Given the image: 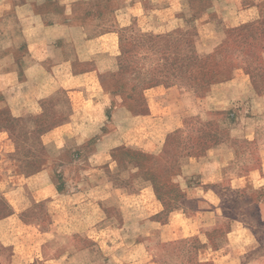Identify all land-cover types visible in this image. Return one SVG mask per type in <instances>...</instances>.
Here are the masks:
<instances>
[{"label": "crops", "instance_id": "1", "mask_svg": "<svg viewBox=\"0 0 264 264\" xmlns=\"http://www.w3.org/2000/svg\"><path fill=\"white\" fill-rule=\"evenodd\" d=\"M263 19L264 0H0V95L24 83L33 86L36 102L59 94L71 102L68 120L40 136L46 167L23 181L46 204L47 233L58 241L59 253L45 264H113L120 252L147 253L199 232L195 217L171 214L165 222L153 185L138 174L134 157L154 153L165 140L147 127L164 110H180L183 118L211 108L235 114L226 140L198 159L179 160L183 177L197 179L192 188L207 189L192 199L217 206L209 190L226 181L231 191L264 190V95L243 106L218 92L199 99L179 87L154 96L157 86L143 92L149 110L143 116L113 106L103 85L119 72L123 37L132 32L196 33L207 55L229 27ZM169 124L181 125L176 118ZM240 213L225 236L231 255L222 264H247L259 249L264 199L246 201Z\"/></svg>", "mask_w": 264, "mask_h": 264}, {"label": "rangeland", "instance_id": "2", "mask_svg": "<svg viewBox=\"0 0 264 264\" xmlns=\"http://www.w3.org/2000/svg\"><path fill=\"white\" fill-rule=\"evenodd\" d=\"M197 38L196 33L181 30L162 33L150 29L125 36L122 49L127 53L125 57L121 53L120 72L113 78H103L105 93L113 106L126 108L127 104H133L135 110L147 116L149 110L143 92L157 86L154 96L162 90L179 87L196 90L199 99L210 91L218 92L241 99L243 106L250 98L264 95V19L258 24L229 27L223 42L210 55L199 51ZM163 77L169 79L164 84ZM150 81L152 87L148 85ZM32 92L33 86L23 83L14 92L0 95V264H45L59 253L58 241L47 233L50 219L46 204L23 181L46 167L40 136L68 120L71 102L66 94L36 102ZM170 117L181 125L177 128L169 124ZM232 117L235 118L234 111L220 112L213 108L194 118H183L180 110H164L153 124L147 123L157 137L158 130L166 134L162 146L158 142L154 153L148 154L158 163L166 140H179L172 160L175 168L165 188L151 174L156 196L164 209L163 220L169 221L171 214L195 217L199 232L181 242L155 244L147 248V253L120 252L113 264H222L231 255L226 234L236 227L233 221L242 218L243 203L254 197L264 199V190L231 191L228 181L212 187L209 191L219 197V204L213 206L219 212H215L207 201L192 199L207 189L192 188L197 179L183 177L179 157L193 153L192 158L198 159L205 149L226 140L235 121ZM196 131L208 132L211 138L190 151L191 145L187 148L184 137ZM257 238L259 249L248 256L247 264H264V232L258 231Z\"/></svg>", "mask_w": 264, "mask_h": 264}, {"label": "trees", "instance_id": "3", "mask_svg": "<svg viewBox=\"0 0 264 264\" xmlns=\"http://www.w3.org/2000/svg\"><path fill=\"white\" fill-rule=\"evenodd\" d=\"M123 42H125V41L123 40ZM122 45H121V53L123 51V54H124V57H125L127 51L122 49ZM219 45L214 49V51L212 53H214L217 50ZM212 53H210V54H212ZM210 54H207V55H210ZM120 70H121V67H120V63H119V72H120ZM116 75H114V76H116ZM112 78H113V76H112ZM168 80H169L168 77H165V78L163 77L161 83L164 84ZM152 82L153 81H150V83L148 84L149 87H152ZM155 83H158V82H155ZM192 90H194V89H192ZM194 91L196 93V90H194ZM128 97H127V99H128ZM126 108L132 113H140L139 111L135 110V107H134L133 104H127ZM232 118H234V117H232ZM48 130H50V129H48ZM47 131H45V132H47ZM196 132H194L192 134H189L188 137L187 136L184 137V139H185V143L184 144L187 145V148L189 147L188 145H191L190 146L191 149H189L190 151L193 150L192 148L198 147L201 144L202 141H204V140H206L208 138H211L210 135L208 134V132L207 133L206 132H201V131H199L197 133ZM178 143H179V140H174V139L166 140L165 147H164L163 152H162V157L160 159L161 163H158L159 161L157 159L151 158L150 156H148L146 154H140V155H137L136 157H134L135 160L138 161L137 162L138 174L143 176L147 181H149L153 185L155 194L157 192L156 188H155V180H154V177L151 174L156 176L157 183L159 184V186L165 188L164 184L168 183V180H169V177H170L169 176L170 172L175 168L174 162L172 160L174 159V156L177 153V150L179 148V145H177ZM191 143H193V144H191ZM216 144L217 143H214L212 146H214ZM212 146H210V147H212ZM210 147H208V148H210ZM191 154L193 155V153H191ZM191 154L190 155H185V156H192ZM185 156L179 157V160L181 158L185 157ZM179 167H180V163H179ZM57 181H58V183H60V178H57ZM157 199H158V197H157Z\"/></svg>", "mask_w": 264, "mask_h": 264}]
</instances>
